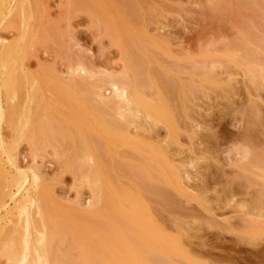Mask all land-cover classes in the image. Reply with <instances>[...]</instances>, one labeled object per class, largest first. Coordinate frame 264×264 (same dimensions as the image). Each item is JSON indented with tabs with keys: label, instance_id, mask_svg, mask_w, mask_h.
<instances>
[{
	"label": "rangeland",
	"instance_id": "1",
	"mask_svg": "<svg viewBox=\"0 0 264 264\" xmlns=\"http://www.w3.org/2000/svg\"><path fill=\"white\" fill-rule=\"evenodd\" d=\"M19 1L9 0L7 7L15 9L0 26V38L27 46L19 53L27 62L18 64L16 56L8 77L23 87L22 105L10 110L14 91L5 97L7 88H0L1 108L8 109L0 138L17 167L40 176L43 200L27 210L39 223L48 214L56 225L49 222L50 228L62 229L52 242L51 263L65 257L64 264H93L88 259L96 260L98 228L107 225L128 237L175 240L203 264H264V0ZM12 15L26 23L11 26ZM131 81L166 120L145 121L141 110L114 113L121 103L115 87ZM186 91L192 97L186 99ZM6 156L0 147V157ZM94 170L103 172L96 185L110 204L93 197L94 178L88 181ZM8 188V196L16 193ZM15 200H9L15 209L6 216L10 222L21 215ZM97 222L103 225L98 233ZM0 256L1 264H10ZM173 256L168 264H185Z\"/></svg>",
	"mask_w": 264,
	"mask_h": 264
},
{
	"label": "bare ground",
	"instance_id": "2",
	"mask_svg": "<svg viewBox=\"0 0 264 264\" xmlns=\"http://www.w3.org/2000/svg\"><path fill=\"white\" fill-rule=\"evenodd\" d=\"M15 1V0H14ZM18 2H20L19 0H18ZM17 2V3H18ZM24 3V2H23ZM22 3V4H23ZM28 3V2H27ZM7 4H9V0H2V3H0V26L2 25L3 26V24H4V22H5V20H7L6 18H8V17H10V15L11 14H13V10L15 9V4H13L14 6V8H12V7H7L8 5ZM23 6H24V4H23ZM17 7H19L18 5H16V10H18L17 9ZM20 7H22L21 5H20ZM23 8V7H22ZM23 10V9H22ZM19 11V10H18ZM15 14H16V12H14ZM97 13H99V11L97 12ZM19 14H20V12H19ZM22 14V13H21ZM130 15H131V12L129 13ZM132 14H134V12H132ZM138 14V13H137ZM129 15V16H130ZM17 15H15V17H14V15H12V17H14L15 19L13 20V18L11 17V23L10 24H12L11 26H13L15 23H16V21H20V17H19V19H18V17H16ZM96 16V15H95ZM97 16H98V14H97ZM99 16H101L100 14H99ZM132 16V15H131ZM136 16V15H135ZM139 16V15H138ZM21 17H23L22 18V22H23V20H24V16L23 15H21ZM93 18H94V16H93ZM101 18V17H100ZM99 18V19H100ZM133 18V17H132ZM136 18V17H135ZM138 18V17H137ZM136 18V19H137ZM95 19V18H94ZM104 20V19H103ZM102 20V21H103ZM127 20V19H126ZM131 20V19H130ZM138 20V19H137ZM21 22V21H20ZM22 22H21V24H22ZM25 22V21H24ZM23 22V23H24ZM30 22V21H29ZM132 22V21H131ZM135 22V21H134ZM26 23V22H25ZM97 23V22H96ZM104 23H106V22H104ZM138 23V22H137ZM97 24H99V23H97ZM131 24H134V23H131ZM23 25H25V24H23ZM109 25V24H108ZM113 25V24H112ZM136 25V24H135ZM101 27V26H100ZM110 27V26H109ZM113 27H115V26H113ZM22 28V27H21ZM111 28V27H110ZM119 30V29H118ZM109 31V33H110V30H108ZM108 31H107V34H109L108 33ZM20 32V31H19ZM114 31H112V33H113ZM116 32V31H115ZM114 34V33H113ZM116 34V33H115ZM19 35V34H18ZM23 35V34H22ZM21 35V36H22ZM114 36V35H113ZM117 36V35H116ZM116 36H114V38L116 37ZM122 36V35H121ZM23 37H24V35H23ZM23 37H22V39H21V37H20V40L23 42ZM111 37V36H110ZM124 37V36H123ZM19 38V37H18ZM114 38H112V39H114ZM119 38V37H118ZM33 39V38H32ZM122 39V38H121ZM18 40V39H17ZM16 40V41H17ZM117 40H119V39H117L116 38V41ZM123 40H125V42L127 41L126 40V37H125V39H123ZM6 41V40H5ZM3 39H1L0 38V88L2 87H5V88H7V91H8V89H10L11 91H14L13 92V99H15L16 98V103L14 104V101L12 100V99H9L8 100V98H7V100L8 101H10L9 102V104L11 103H13V105L14 106H12L11 104H10V107H9V105L8 106H6L7 105V103L5 102V105L4 106H6V108H10V110L11 109H13V110H15V111H17V107L19 106V104L21 103V101L20 100H22V99H19L20 97L18 96L19 94H20V88L22 87L21 85L18 87V85H14V84H16V82H15V80H13V78H12V80H10L8 77L10 76V70H11V68H13V66L15 65H13V64H11L13 61L16 63V56H18L17 58L19 59L18 60V64H19V62H22L23 60H25V59H22V58H19V57H21V56H19L20 54L19 53H25V50H27L26 49V47L27 46H25L24 45V42L23 43H19V42H9V43H7V42H5ZM12 41V40H11ZM20 41V42H21ZM128 41H129V39H128ZM137 41V40H136ZM5 42V43H4ZM117 44H119V41H118V43ZM128 44V43H127ZM122 45H124V44H122V42H121V46ZM126 45V44H125ZM123 46L124 48L123 49H125V48H127L128 46ZM29 46V45H28ZM129 48V47H128ZM127 48V49H128ZM127 49H125L126 51H127ZM126 51H123V52H126ZM29 52V51H28ZM27 53V52H26ZM28 54V53H27ZM125 54L126 53H124V56H125ZM25 56H26V59H28L27 58V56L28 55H26L25 54ZM23 58H25L24 57V54H23V56H22ZM30 58H32V57H30ZM13 62V63H14ZM25 62H27L26 60H25ZM21 64V63H20ZM22 64H23V62H22ZM21 64V65H22ZM26 64V63H25ZM12 65V66H11ZM40 65V64H39ZM9 66L11 67L10 68V70H9ZM22 66H20V68H21ZM17 68V67H16ZM16 68H14V69H16ZM131 69V68H130ZM13 70V69H12ZM21 70H23L22 68H21ZM10 71V72H9ZM20 71V70H19ZM130 71V70H129ZM13 72V71H12ZM14 72H15V70H14ZM27 71H25L24 73H26ZM199 72V71H198ZM197 72V73H198ZM16 73V72H15ZM23 73V71H22V74L23 75H26V74H24ZM196 72H195V74H197ZM29 74V73H28ZM27 74V75H28ZM199 74V73H198ZM21 75V74H20ZM17 77V76H16ZM15 77V78H16ZM167 77H169V76H167ZM197 77H199V76H197ZM6 78H8L7 80H6ZM29 78V77H28ZM17 79V78H16ZM25 79V81L27 80V78H24ZM163 80V79H162ZM217 80V79H216ZM13 81V82H12ZM17 81V80H16ZM171 81V80H170ZM192 81V80H191ZM27 82H29V79L25 82V83H27ZM133 82L134 81H131L130 83L131 84H128L127 85V88H118L117 89V87H115V93H116V91H117V96L119 97V99H118V97L117 96H115L116 94H114V97H117V99L115 98V100H116V102L117 101H120L121 103H119V102H117V104H114V106L116 107V108H114V113H116L117 115H118V113H119V115L121 116L122 115V113H121V111L123 110V111H125V110H127L129 113L132 111V113H134L133 111H140L141 110V112L144 114L143 116H144V120L146 121L147 119L149 120H157V119H159V120H157V122L159 121L160 122V119L161 120H166V117H164L165 115H163V112H162V109L160 108H157V107H153V106H150V105H148L147 103H145L144 101H143V99H142V97L140 96V91H138L139 89L137 88V86L136 85H134V84H136V80H135V83L133 84ZM163 82V81H162ZM174 82V81H173ZM173 82H172V84H173ZM194 82V81H193ZM189 83V82H188ZM171 84V85H172ZM177 84V83H176ZM196 84V83H195ZM165 85H167V84H165ZM187 85V84H186ZM192 85V84H191ZM33 86V85H32ZM36 87V86H35ZM34 87V88H35ZM140 87V86H139ZM171 87V86H170ZM174 87V86H173ZM201 87V86H200ZM23 88V87H22ZM167 87H165V89H166ZM175 88H178V87H175ZM175 88H173V89H175ZM192 88V86H190V88L188 87L187 88V90L189 89H191ZM4 89V88H3ZM120 89H123L122 91L120 90ZM168 90L170 89V88H167ZM194 90H195V87L193 88ZM9 90V91H10ZM22 90V89H21ZM119 90V91H118ZM167 90V91H168ZM183 90V89H182ZM186 90V89H185ZM194 90H192V91H194ZM6 91V90H5ZM6 91V94L7 93H10L9 91L7 92ZM38 91V90H37ZM181 91V90H180ZM192 91H190L191 93H192ZM31 92V91H30ZM29 92V93H30ZM169 92V94H170V90L168 91ZM173 92V91H172ZM185 92V91H184ZM23 93V92H22ZM127 93V94H126ZM177 92H175V94H176ZM186 93H187V91H186ZM194 93H196L195 91H194ZM174 94V93H173ZM173 94H171V95H173ZM184 94V96H186L185 95V93H183ZM193 94V93H192ZM1 95V94H0ZM26 95H27V92H26ZM125 95H126V97H125ZM181 95V94H180ZM20 96H21V94H20ZM23 96V95H22ZM194 96V95H193ZM196 96V95H195ZM1 97V96H0ZM5 97H8V94L5 96ZM17 97H19V98H17ZM40 97V96H39ZM171 97H173V96H171ZM174 97H177V96H175L174 95ZM188 97H192L191 95L189 96L188 95V93H187V96H186V99L188 98ZM23 98V97H22ZM17 99H18V101H20V102H18L17 101ZM27 99L29 100L30 98H28V96H27V98H26V101H27ZM32 99V98H31ZM30 99V100H31ZM39 99V98H38ZM121 99H123V100H121ZM182 99V98H181ZM194 99V98H193ZM2 100V99H1ZM1 100H0V108H1ZM11 100L13 101V102H11ZM25 100V99H24ZM128 100V102H126ZM122 101H123V103H122ZM185 101V100H184ZM182 102V101H181ZM18 103V104H17ZM24 103V102H23ZM26 103V102H25ZM125 103V106L123 105ZM184 103V102H183ZM192 103V102H191ZM31 104V103H30ZM102 104H104L105 105V103H102ZM107 104V103H106ZM21 105H22V103H21ZM27 105V104H26ZM123 105V106H122ZM24 106V105H23ZM106 106V105H105ZM109 105H107L105 108H107ZM13 107V108H12ZM159 107V106H158ZM176 107V106H175ZM109 109H110V107H109ZM6 110H8V109H5V111ZM9 110V111H10ZM20 110H21V108H20ZM169 110V109H168ZM5 111L3 110V106H2V108H1V110H0V122L2 123V121L4 120V119H6L5 117H7V116H5L6 114H5ZM18 112V111H17ZM6 113H7V111H6ZM8 114V113H7ZM11 115H12V113H11ZM17 115V114H16ZM19 115H20V113H19ZM113 115V114H112ZM117 115H113V116H116L117 117ZM131 115H134V114H131ZM125 116V115H124ZM124 116H122L121 118H123ZM130 116V115H129ZM139 116V115H138ZM146 117V118H145ZM15 118V117H14ZM120 118V119H121ZM130 118H131V116H130ZM134 118H135V116H134ZM134 118H133V116H132V118L131 119H133L134 120ZM136 118H137V116H136ZM142 118V117H141ZM13 118L10 120V118H9V121H11L10 123H12L13 121ZM132 120V121H133ZM141 120V119H140ZM147 120V121H148ZM6 121V120H5ZM119 123H121L120 121H119V119L117 120V118H116V125H115V128H117L116 130L117 131H119V130H121V127H120V129L118 128V127H116V126H118V122ZM123 121V120H122ZM135 121V120H134ZM151 121V122H152ZM174 121V120H173ZM137 122V121H136ZM154 122V121H153ZM156 122V123H157ZM6 123H7V121H6ZM123 123H124V121H123ZM135 123V122H134ZM146 123H148V122H146ZM155 123V122H154ZM46 124V123H45ZM139 124V123H138ZM142 124H143V122H142ZM149 124V123H148ZM152 124V123H151ZM113 126V125H112ZM119 126H121V124H119ZM144 127L146 126L145 124L143 125ZM143 127V128H144ZM17 129V128H16ZM40 129V128H39ZM38 129V130H39ZM53 129V128H52ZM111 130L113 129L112 127L110 128ZM119 129V130H118ZM12 130V129H11ZM54 130V129H53ZM55 131V130H54ZM19 132V131H18ZM121 132V131H120ZM116 133V132H115ZM118 133V132H117ZM26 134H28V133H26ZM56 134H57V132H56ZM125 134V133H124ZM28 135H30V134H28ZM27 135V136H28ZM31 136V135H30ZM0 137H1V133H0ZM34 137V136H33ZM28 138V137H27ZM23 139V138H22ZM36 139V138H35ZM2 141L3 140H1V138H0V147H1V149H2V155H7L6 157H7V159H5V161H4V159H3V157H0V181L2 180V179H4V181H2V182H0V230L1 231H3V229H4V226H2V225H4V224H2L3 222H4V220L6 221L7 219H4V218H8V217H6V216H8L11 212H12V210L14 211L15 209H13V207H12V209L10 208V205H9V200L11 201H13V200H15L16 199V197H18V196H20L21 195V197L19 198V200L18 201H16L15 202V204L14 205H17L16 206V208H17V210L18 211H20V214L21 215H19L18 214V222L20 223V221H19V219H22V226H21V223H20V226L22 227H20L17 223V221H16V219H12V221L14 222V224H13V222H10V220H9V218H8V222H10V223H12V226L10 225V223L8 224V226H7V228H5V230L3 231V232H1V233H3V237L0 239V244H2V248H1V252H0V254L1 255H3V257H8V259H7V261H9L10 262V264H53V263H51V261H52V259L51 258H53V260L55 261V259H54V257H51V255H53V254H55V252H56V250H55V252L53 253V254H51V246H52V242L54 241L55 242V237L56 236H58V234L56 233V231H58L57 229H56V231L54 230V225H53V222L51 221V220H49L47 217V215H44L45 213H43L41 216H43V218L40 220V223H39V219L37 218V216H36V214H33V211L32 212H29L28 210H27V207H29L28 206V204H31L32 206L34 205L35 207H36V204L38 203V205H39V203L40 202H42V200H43V194H42V192H40V190H39V186H38V182H39V179H40V176L38 177V175H35V174H33V173H31L30 172V174H28L27 172H24V170L22 171L21 169H20V167L18 166H16V160H15V158L13 157V156H11L10 154V151H9V148H8V150H6L7 148H6V146H5V142L4 143H2ZM62 142V141H61ZM65 142V141H64ZM116 142V141H115ZM131 144V143H130ZM5 146V149H3V146ZM62 146V145H61ZM58 147V146H57ZM65 148V147H64ZM105 150V149H104ZM61 151V150H60ZM106 151V150H105ZM113 151V150H112ZM78 152V151H77ZM82 152V151H81ZM107 152V151H106ZM4 153V154H3ZM10 153V154H9ZM76 153V152H75ZM74 153V154H75ZM164 153V152H163ZM60 154V153H59ZM70 154V153H69ZM100 154V153H99ZM149 154V153H148ZM76 155V154H75ZM101 155V154H100ZM69 156H71V155H69ZM102 156V155H101ZM62 157V156H61ZM65 157H66V155H65ZM74 157V156H73ZM78 157V156H77ZM80 157V156H79ZM75 158V157H74ZM82 158V159H81ZM80 159L81 160H83L82 162H83V164L85 163V158L84 157H81ZM84 158V159H83ZM146 158V157H145ZM68 159V158H67ZM77 159V158H76ZM102 159H103V157H102ZM70 160V159H69ZM78 160H79V158H78ZM80 160V161H81ZM97 160V159H96ZM72 161V160H71ZM104 161V160H103ZM147 161V160H146ZM68 162V161H67ZM75 162V161H74ZM97 162H99L98 160H97ZM65 163V162H64ZM71 163V162H70ZM69 163V164H70ZM81 163V162H80ZM100 163H101V161H100ZM150 163V162H149ZM7 164H10L11 165V167H13V171H15L14 173H12L13 175H9V173H7L6 171V165ZM66 164V163H65ZM146 164H147V166H148V163L146 162ZM145 164V165H146ZM67 165V164H66ZM73 165V164H72ZM71 164H70V166H72ZM74 165H76V164H74ZM82 167H83V165H82V163L80 164ZM8 166V165H7ZM77 166V165H76ZM85 166H87L88 167V165L87 164H85L84 165V167ZM102 166V165H101ZM162 166V165H161ZM100 167V166H99ZM69 168V167H68ZM72 168V167H71ZM70 168V171L72 170V169H74V168H72L71 169ZM77 168V167H76ZM101 168V171H102V169H103V167H100ZM9 170H10V166H9V168H8ZM82 169H84V168H82ZM91 169V168H90ZM89 167H88V170H86L85 169V171L84 170H82V172L84 171V172H86V171H88L89 172ZM95 169H96V167H95ZM145 169H146V167H145ZM144 169V170H145ZM67 170V169H66ZM76 170H78V169H76ZM75 170V171H76ZM92 170H93V168H92ZM27 171V170H26ZM95 171V175L92 173V171H91V178H89L90 180L88 181L87 180V178L86 177H84L83 178V180L85 179L86 180V182L88 181V182H90V181H92V177L94 178V181H93V195H95V196H93V197H95L94 199L96 200V201H98L97 203L99 204V202L101 201L100 200V198L101 199H103L102 201V203H104L107 199L105 198V200H104V195L105 194H103V193H105L103 190V187H102V193L101 194H103V196H101V194H100V192H101V189H100V187L102 186L100 183V187L99 186H97L96 184H97V182H99L98 180H99V177H98V175H101V174H103V172L101 173V174H98V175H96L97 173V171L96 170H94ZM93 171V172H94ZM99 171V170H98ZM100 171V172H101ZM159 171V170H158ZM79 172H81V171H79ZM81 172V174H83ZM88 172H87V174H88ZM148 172H149V170H148ZM71 173H74L73 172V170H72V172ZM99 173V172H98ZM76 174V173H75ZM78 174V173H77ZM86 174V173H85ZM152 175V174H151ZM85 176V175H84ZM88 176V175H87ZM94 176H96V177H94ZM104 176V175H103ZM98 177V178H97ZM96 178V179H95ZM158 178V177H157ZM160 178V177H159ZM162 178V177H161ZM160 178V179H161ZM105 179H106V177H105ZM104 180V179H103ZM31 184H34L35 185V190H34V192L32 191V189L30 190V187H31ZM154 184V183H153ZM90 185H91V183H90ZM6 187H9L10 189H12V188H14L15 190H16V193H13L12 191H11V193H10V195L8 196L7 194H8V192H9V190H6ZM154 187V186H153ZM4 188H5V190L6 191H8V192H6L5 190H4ZM8 188V189H9ZM92 188V187H91ZM154 188H156V187H154ZM43 190V189H42ZM155 190V189H154ZM157 190V189H156ZM161 190V189H160ZM99 191V192H98ZM40 192V193H39ZM7 193V194H6ZM96 194H97V196H96ZM100 194V195H99ZM116 195V194H115ZM98 198H99V200H98ZM117 198V196L115 197H113V199L115 200ZM11 201V202H12ZM17 202H18V204H17ZM107 202V201H106ZM112 202V201H111ZM111 202H107V203H111ZM13 203H14V201H13ZM46 203V202H45ZM44 203V204H45ZM43 204V203H42ZM43 204V205H44ZM37 205V207L39 208V209H41V207H42V209L43 208H45L43 205L40 207V206H38ZM41 205V204H40ZM48 205H49V203H48ZM47 206V205H46ZM51 206V205H50ZM19 208V209H18ZM47 208V207H46ZM37 209V208H36ZM52 209V208H51ZM13 213V212H12ZM30 213H32V216H31V214ZM36 213V212H35ZM13 214H15V213H13ZM38 214V213H37ZM11 215V214H10ZM33 215H34V217H33ZM21 216H23V218H21ZM35 216H36V218H37V224L36 223H34L35 221H34V218H35ZM32 217H33V219H32ZM35 218V219H36ZM113 218V217H112ZM114 219V218H113ZM32 220H33V222H32ZM59 220V219H58ZM3 221V222H2ZM56 221V220H55ZM15 222H17V223H15ZM49 222H51L52 223V225H53V227H52V225H51V227L53 228V229H51L50 228V223ZM100 222V224H102V222L101 221H99ZM4 223H6V222H4ZM39 223V224H38ZM60 223H62V221L60 222ZM59 223V224H60ZM98 224V225H97ZM103 224H105V223H103ZM15 225H17V226H19V229H20V231L16 228V226ZM96 227H95V231H97V228L98 227H100V226H102L103 227V225H99V223L97 222L96 224ZM110 225V224H109ZM2 226V227H1ZM15 226V227H14ZM61 226V225H60ZM64 226V225H63ZM55 227H56V225H55ZM65 227V226H64ZM106 227H108L107 225L106 226H104L103 228H98V230H100V232L99 231H97V233L99 232V242L97 241H95V245H96V243L98 244L96 247L98 248L97 250H94L93 252L95 253V255L94 254H92L93 256H94V258L96 259L95 260V262H94V260H92V258H90V259H88V260H91V261H93V262H91V263H93V264H168V263H173L171 260L170 261H168V259H170L171 258V256H173V255H177L178 256V254L179 255H181V256H179V258L180 257H183V255L185 254V253H183L182 251H181V249L179 248V243L177 242V241H175V240H167V239H164V238H160V236H159V238H154V237H144V236H142L141 237V235H140V237H139V235L137 236V235H133L132 236V234L130 235L129 234V237H131V238H129L128 237V235L126 234V232L124 233V234H121L122 233V231H120L119 233L120 234H118V232L117 231H115L116 229L114 228V226H109V227H113L112 229H113V231L117 234V236L116 235H114L113 233H112V231L111 230H109L110 231V233H109V231H107L108 229L106 228ZM108 227V228H109ZM60 228V230H62L61 229V227H59ZM51 229V230H50ZM107 229V230H106ZM110 229V228H109ZM122 229V228H121ZM53 230H54V232H53ZM58 231V232H61V231ZM64 230V229H63ZM66 231V230H65ZM144 231V233H147V231H145V230H143ZM20 232H22V234L20 233ZM101 233V234H100ZM108 233V234H107ZM138 233H140L141 234V231L140 232H138ZM137 233V234H138ZM60 234V233H59ZM61 235V234H60ZM60 235H59V238H57V239H61L60 238ZM64 235H66L65 234V232L63 233V236ZM109 235H111V236H109ZM127 235V236H126ZM5 236V237H4ZM35 236V237H34ZM67 236V235H66ZM61 237H62V235H61ZM65 237V236H64ZM72 237H74V235L72 236ZM89 237L90 236H88V239H89ZM133 237V238H132ZM67 238V237H66ZM66 238H64V239H66ZM91 238H93V237H91ZM55 239V240H54ZM5 242H4V241ZM84 240V239H83ZM92 240H95V239H92ZM91 240V241H92ZM177 240V239H176ZM3 241V242H2ZM65 241V240H64ZM184 241V240H183ZM68 242H70V241H68ZM65 243H66V241H65ZM92 243V245H93V242H91ZM182 243H184V242H182ZM70 244V243H69ZM66 245V246H68V248L70 249V245ZM90 244V243H89ZM61 246V245H60ZM106 246H108V247H106ZM137 246V247H136ZM65 247V246H64ZM72 247V246H71ZM91 247H93L92 248V250L93 249H96L95 248V246H91ZM59 248V247H58ZM64 249V248H63ZM72 249V248H71ZM60 250V249H59ZM61 250H62V248H61ZM64 250H66V249H64ZM87 250H88V248H87ZM67 251H69V250H67ZM71 251V250H70ZM59 252V251H58ZM62 253H63V251H61ZM60 252V253H61ZM88 252V251H87ZM60 253H58V255L60 254ZM51 254V255H50ZM67 254V253H66ZM65 254V255H66ZM183 254V255H182ZM62 256H63V254H61ZM68 255V254H67ZM66 255V256H67ZM84 255H86V253L84 254ZM84 255H83V258H82V260L83 261H85L84 260ZM88 255H90V254H88ZM87 256V255H86ZM2 256H0V258H1ZM90 257V256H89ZM88 257V258H89ZM174 257V256H173ZM93 258V259H94ZM183 258H185V264H203V263H201L200 261H197V260H195V259H193V258H191L189 255H186L185 254V257H183ZM61 258H59L58 260H60ZM62 260H64V262H62ZM62 260H60V262H62V264H64L65 263V261H67V260H65V257H63V259ZM74 260V259H73ZM173 260V259H172ZM2 261V260H1ZM57 261V260H56ZM6 262V261H5ZM68 262V261H67ZM80 262V261H79ZM89 262V261H88ZM57 263L59 264V262L57 261ZM0 264H1V262H0ZM54 264H55V262H54ZM82 264V263H81ZM85 264V263H84Z\"/></svg>",
	"mask_w": 264,
	"mask_h": 264
}]
</instances>
